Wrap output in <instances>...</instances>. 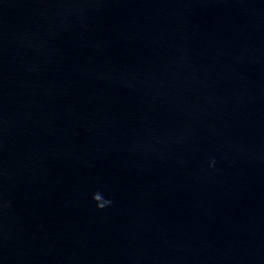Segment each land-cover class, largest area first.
<instances>
[{
  "label": "water",
  "instance_id": "obj_1",
  "mask_svg": "<svg viewBox=\"0 0 264 264\" xmlns=\"http://www.w3.org/2000/svg\"><path fill=\"white\" fill-rule=\"evenodd\" d=\"M0 264H264V0H0Z\"/></svg>",
  "mask_w": 264,
  "mask_h": 264
},
{
  "label": "clouds",
  "instance_id": "obj_2",
  "mask_svg": "<svg viewBox=\"0 0 264 264\" xmlns=\"http://www.w3.org/2000/svg\"><path fill=\"white\" fill-rule=\"evenodd\" d=\"M93 199L97 202V207L98 208H104L105 206H107V205H109L111 203V201L105 199L100 192L94 193L93 194Z\"/></svg>",
  "mask_w": 264,
  "mask_h": 264
}]
</instances>
